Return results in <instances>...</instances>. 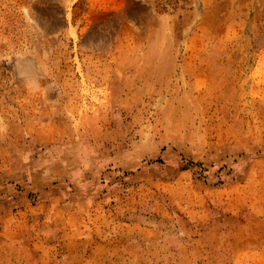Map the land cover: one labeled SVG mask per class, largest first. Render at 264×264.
<instances>
[{"label": "rangeland", "instance_id": "obj_1", "mask_svg": "<svg viewBox=\"0 0 264 264\" xmlns=\"http://www.w3.org/2000/svg\"><path fill=\"white\" fill-rule=\"evenodd\" d=\"M0 264H264V0H0Z\"/></svg>", "mask_w": 264, "mask_h": 264}]
</instances>
